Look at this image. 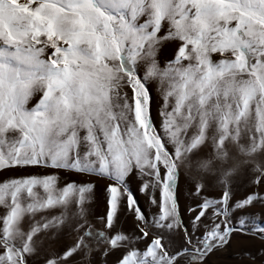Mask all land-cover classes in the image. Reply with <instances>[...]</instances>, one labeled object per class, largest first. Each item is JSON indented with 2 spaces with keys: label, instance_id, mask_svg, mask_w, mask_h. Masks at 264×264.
I'll return each instance as SVG.
<instances>
[{
  "label": "snow or ice",
  "instance_id": "obj_1",
  "mask_svg": "<svg viewBox=\"0 0 264 264\" xmlns=\"http://www.w3.org/2000/svg\"><path fill=\"white\" fill-rule=\"evenodd\" d=\"M0 264H264V0H0Z\"/></svg>",
  "mask_w": 264,
  "mask_h": 264
}]
</instances>
